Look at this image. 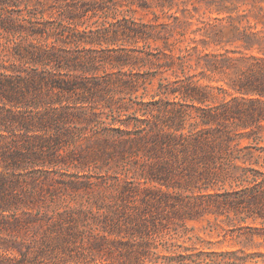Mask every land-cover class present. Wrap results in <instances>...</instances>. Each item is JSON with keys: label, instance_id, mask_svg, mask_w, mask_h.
<instances>
[{"label": "trees", "instance_id": "obj_1", "mask_svg": "<svg viewBox=\"0 0 264 264\" xmlns=\"http://www.w3.org/2000/svg\"><path fill=\"white\" fill-rule=\"evenodd\" d=\"M196 2L0 0V234L38 226L32 242L54 235L84 264H114L104 249L122 264H219L150 230L168 207L184 225L182 211L213 205L259 219L245 235L264 246V57L234 84L241 95L216 101L200 79L231 68L232 39ZM227 253L264 264L259 249Z\"/></svg>", "mask_w": 264, "mask_h": 264}, {"label": "rangeland", "instance_id": "obj_2", "mask_svg": "<svg viewBox=\"0 0 264 264\" xmlns=\"http://www.w3.org/2000/svg\"><path fill=\"white\" fill-rule=\"evenodd\" d=\"M211 0H197L196 4L199 11L193 9L190 5V10L195 16H200L204 11L209 15L224 17L222 24L224 25V32L227 36H231V43L226 45V48L231 50V68L227 72L213 73L205 72L207 77H202V68L192 69L190 72L198 74L197 78H201L202 84H208L212 89V94L216 97V101L223 98H231L235 95H241L239 91L233 88L234 84H238L239 80L245 77V71L251 66L258 63V60L252 56L264 57V0H227L228 8L224 9L220 14L216 11L211 12L209 2ZM218 1V0H216ZM231 2V3H230ZM181 14V12H179ZM136 17L143 16L145 20H150L152 15H145L142 12H137ZM231 24V29L229 25ZM236 26L237 28H234ZM156 45V43H153ZM213 48V47H211ZM219 51H224L219 48ZM165 76H170V73H165ZM160 81V75L156 77L153 85H149L148 93L153 92ZM223 89H222V88ZM143 90L140 91L142 93ZM146 98H150V95ZM264 135V132H263ZM251 142V139H242L241 145ZM264 144V141H260ZM231 191V180L226 182L219 181L218 184L211 187L205 192H226ZM222 198V197H220ZM206 201V200H205ZM182 216H192V219H186L184 225L174 224L173 222L179 220L177 212L171 208L163 211V214L170 218L164 219L162 224L150 226V230L159 231V235L167 236L169 233L176 236V247L183 250L184 246L193 249V252L200 253L203 251L202 257L206 260H215L219 264H227V260H231V254L224 252H231L238 248H246L247 250H262L264 246L259 245L261 238H256L254 241H249L246 233L250 232L247 226H260L261 221L254 218L244 219V214L231 212L224 207L211 206V208H199L197 210H184L181 212ZM182 221H179V223ZM8 226V224H6ZM24 225L20 230H5L0 234V257L10 256L12 261H18L24 256L27 259L34 261L43 260L47 264H84L83 261L77 263V260H82L78 257L76 250H71L58 243L54 235L46 238L41 243L32 242V235L38 231L39 238L43 233L42 228L30 225L26 228ZM4 227V223L0 224V228ZM44 228V227H43ZM177 228V229H175ZM29 230V231H28ZM246 232V233H245ZM15 237H18L15 239ZM115 237V236H113ZM128 239V237H127ZM40 242V241H39ZM181 244L182 247H179ZM7 248L9 249L7 251ZM159 250L163 247L160 245ZM41 252V253H40ZM98 261L113 262L114 264H122V256L110 254L107 249L98 251ZM37 255V259L35 257ZM104 256L100 259V256ZM108 258V259H106ZM33 260L27 261L28 264H34ZM125 261H131V257L125 256ZM93 264H95L93 262Z\"/></svg>", "mask_w": 264, "mask_h": 264}]
</instances>
